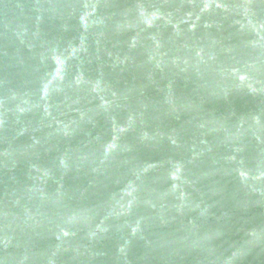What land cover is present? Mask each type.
I'll return each mask as SVG.
<instances>
[{
    "label": "water",
    "instance_id": "obj_1",
    "mask_svg": "<svg viewBox=\"0 0 264 264\" xmlns=\"http://www.w3.org/2000/svg\"><path fill=\"white\" fill-rule=\"evenodd\" d=\"M0 264H264V0H0Z\"/></svg>",
    "mask_w": 264,
    "mask_h": 264
}]
</instances>
